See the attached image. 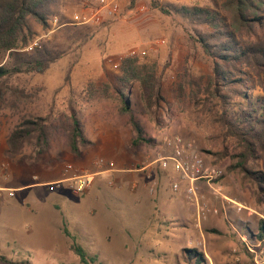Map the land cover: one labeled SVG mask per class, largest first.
I'll use <instances>...</instances> for the list:
<instances>
[{"label":"rangeland","instance_id":"374dc122","mask_svg":"<svg viewBox=\"0 0 264 264\" xmlns=\"http://www.w3.org/2000/svg\"><path fill=\"white\" fill-rule=\"evenodd\" d=\"M157 1L163 6L210 9L223 2ZM83 3L84 0L58 1L59 28L51 24L48 28L32 24L33 40L39 39L40 45L60 58L41 74L13 75L0 84L6 94L5 103L0 107V136L11 133L25 118L41 117L47 121L52 142L58 146L60 140H65L74 111L81 121L86 120L88 129L94 133V142L79 156L66 152L71 159L88 163L83 170L105 171L113 163L115 167L116 163H121L124 169L132 172L145 169L141 173L138 198V190L132 192L128 185L121 189L128 194L127 204L122 207H116L108 198V192L102 193L93 180L91 188L83 194H75L67 189L69 183H61L60 192L66 200L71 202L79 198L94 212L85 218V224L74 225L66 222L71 221L67 217L73 213L60 210L57 217L61 221L60 230L69 231L76 243L85 248L89 258L96 259L93 264H195L196 255L187 250L201 254L204 264H264V246L254 240L258 220L264 218V185L257 187L240 173L229 171L234 163L232 157L242 152V148L218 121L219 113L210 111L215 105L219 106V100L214 99L209 109L203 110L202 105L197 108L191 104L189 96L190 90L206 86L211 77L212 60L193 39L198 34L203 36L210 32L209 29L194 27L174 12L165 15L153 8L150 0H136L134 4L131 0H121L116 17L104 19L100 25H74L72 17L83 10ZM132 51L146 52L144 57H137L139 63L154 68L168 103L156 122L143 111L139 89L131 97L132 103H138L140 112L137 111L136 116L152 141L149 145H132L135 134L127 117L121 115L120 101L114 93V88L119 86L116 77L120 74V62L131 58ZM6 60L7 57L0 56V65ZM182 84L187 91L179 98L178 89ZM201 90L199 103L207 98L203 87ZM223 92L230 98L225 108L229 115L240 107L242 98L237 91ZM243 92L248 100L264 96V75L260 79L250 78ZM18 97L21 98L19 110L13 104V99ZM84 98L92 99L93 105L88 106L87 100L82 102ZM96 121L103 126L102 134H99V126H92ZM117 129L122 131L121 135L112 133ZM171 135L191 142L208 162L225 169L221 180L223 197L215 195L206 185L200 188L208 209L200 222L194 207L187 204L183 188L172 190L174 175L159 169L156 163L158 154H168L163 139ZM49 150L50 147L44 154L37 155L32 148H26L21 157L11 159L6 155L5 161L14 163L20 158L38 163L46 154L51 162L63 159L64 154L52 157ZM63 160L64 174L65 166L71 162ZM248 168L264 178V152L259 148ZM111 174L109 178L106 174L96 177L102 178L106 191L115 189ZM30 182L39 183L40 180L22 183ZM33 187L36 188L18 192L14 198L4 193L0 197V264H82L70 250L71 241L62 231L58 237V233L48 232L42 225L36 229L33 215L27 213L30 202L25 205L22 201L30 197L29 200L49 203L54 199L56 186ZM172 202L184 203L185 208H174ZM15 206L25 213L4 217V213Z\"/></svg>","mask_w":264,"mask_h":264},{"label":"trees","instance_id":"16d2710c","mask_svg":"<svg viewBox=\"0 0 264 264\" xmlns=\"http://www.w3.org/2000/svg\"><path fill=\"white\" fill-rule=\"evenodd\" d=\"M58 1L60 0H0V56L7 57L6 62L0 65V84L13 75L41 74L60 58V55L42 45L32 52L23 51L33 41L32 24L50 27L51 19L57 16ZM135 2L136 0H131L132 4ZM150 2L153 8L165 15L174 12L194 27L209 29L210 32L203 36L198 34L195 38L192 37L212 60V68L207 85L190 90L191 104H195L197 108L202 105L200 108L207 110L210 102L219 100V106L215 105L210 111L219 113L218 121L229 135L238 140V147L242 148V152L232 157L234 163L229 167V171L238 172L246 181L261 187L264 185V178L250 170L248 163L255 160L256 148L264 152V96L248 100L243 89L250 78L255 76L260 79L264 75V0H223L220 5L215 4L213 9L163 6L157 0ZM119 72L116 77L119 86L114 88V93L120 101L121 115L127 117V122L135 134L132 145H149L152 141L147 138L136 116L139 111L138 103H132L131 97L139 89L143 111L158 122L168 106L162 86L154 68L140 64L137 57L121 60ZM202 87L207 98L199 103ZM1 88L0 107L5 103L6 95ZM186 91V87L180 85L179 98L183 97ZM223 91H237L242 98L240 107L232 110L229 115L225 108L230 98ZM46 124L47 121L41 117L25 118L11 131L7 140L6 155L14 159L23 155L26 148H32L34 154H44L49 149L51 140ZM66 137L69 151L75 156H79L92 145L85 136L82 121L74 111ZM257 230L254 240L264 246V218L258 220ZM64 234L70 239V250L79 258L80 263L96 262V259L89 258L85 248L76 243L67 230ZM186 252L196 255L195 264H204L201 254L195 250Z\"/></svg>","mask_w":264,"mask_h":264},{"label":"crops","instance_id":"0c3cea01","mask_svg":"<svg viewBox=\"0 0 264 264\" xmlns=\"http://www.w3.org/2000/svg\"><path fill=\"white\" fill-rule=\"evenodd\" d=\"M81 92H77V93L80 94ZM18 94L21 95V92L19 91ZM81 95L84 96V94H81ZM85 100H87L88 106L93 105L92 99L84 98L82 102H84ZM20 101H21V98L19 97L16 100L15 98L13 99L14 108L16 107L17 110H19L18 106L21 105ZM90 116H92V119H94V114L92 112L90 113ZM82 123L84 125V132H85L86 138L90 142L93 143L94 142L92 140V138L94 137L93 131L92 130L90 131L88 129L89 124L86 122L85 119L82 120ZM100 124H101L100 121H96L92 123V126H95L96 128H98L97 126L100 127L101 126ZM102 127H100L101 130L99 134H102L103 132ZM112 133L115 135H121L122 131L120 129H117L113 131ZM9 136H10V133H6L5 135L0 136V189L1 190H12L13 195H14L12 198H14L18 192H22V191L26 192L31 188H36L33 186H38V185L54 186L55 185L56 190L54 194V199H52V201H49V203L43 202L39 199H36V201L29 200L30 197L29 199L24 198L22 201V204H25V205L28 204V201L30 202V206L27 210V213L33 215V222H35L36 229L38 228L39 225H42V227H44L46 231L56 232L58 233V237H60L59 235L61 234L60 231H62L63 233L65 231V229L60 230L59 227H60L61 221L57 220V217L60 214V213L58 214V212L60 210L61 211L64 210L66 213L68 212L69 214L73 213V215H69L67 217V219H71V221L66 220V222L72 223L74 225L85 224L86 223L85 218L90 216L92 212H94V210L90 208V205L88 203L80 200L79 198H75L71 202L66 200L62 196V193L60 192L61 191V188L59 187L60 184L61 183L68 184V182H66L64 179L63 168L61 166L62 163L64 162L63 159L70 161L71 163L69 164L79 169H83L86 167V165H88L87 162H83L82 160L71 159L66 154V152L69 151V148L67 145V137L66 136L64 137L65 140H60V143L58 146L57 144L52 142V139L50 140V150L48 153H50L52 157H60L61 156L60 154H64V157L62 156L63 158L62 160L57 159L55 162L54 161L51 162L50 159L47 158L48 154H46V158H44V160H41L38 163L23 161L20 158L16 159L14 163H8L5 161V159H8L6 157V154L8 150L7 140ZM144 169L145 168H140L132 172L131 170L124 169L121 163H116V167H115V163H113L111 164V168L106 169L105 171H98V172L95 171V172H92L91 174L93 175L92 180L95 186L100 187V189L103 190L102 193L104 192V194H107L108 192L107 194L108 198L113 201V204L116 205V207H122L124 204H127L128 194L126 190H124L123 192L121 189H123V187H126L128 185V189H130L132 192H134L135 190H138L137 191V194H138V192L141 189L140 185L142 183L141 173L144 171ZM164 171H170V173L174 175L172 179V183L177 179V176L171 167H169L167 170H164ZM106 172H108L109 174L112 173L111 176L114 178L113 181L115 182L114 191H106L103 188L102 178H96L99 176L101 177L103 174L108 175V178H109L110 175ZM124 173H130V174H124ZM28 180H34V181L40 180V182L39 183H34V182L22 183ZM182 188H183V193H184V197L186 200L185 183H182L180 185L179 191ZM67 189L70 190L69 184L67 186ZM3 193L7 195L6 192H3ZM139 194L136 196V198L139 197ZM171 204L173 205L174 208L179 207L181 208V210L185 208L184 203L174 204V202H172ZM187 204L189 203L187 202ZM236 205L240 206V204L238 203H236ZM96 206H98V204ZM22 213H25L23 209L17 208L15 206V207H11L9 211L5 212L4 217L5 216L6 217L7 216L16 217V216H20Z\"/></svg>","mask_w":264,"mask_h":264},{"label":"built area","instance_id":"2783aa9c","mask_svg":"<svg viewBox=\"0 0 264 264\" xmlns=\"http://www.w3.org/2000/svg\"><path fill=\"white\" fill-rule=\"evenodd\" d=\"M121 0H84L83 10L76 12L73 17L74 25H100L104 19H112L120 12ZM59 19L54 16L50 24L53 27L59 28ZM41 48L40 40H33L24 48L25 52H32ZM146 55L145 51L130 52L131 57L142 58ZM115 67H118L115 65ZM163 146L168 151V154H158L156 163L162 170L172 168L177 176V179L172 183L173 191H178L180 185L185 183V195L187 202L194 207L198 220L205 219L208 212L207 206L204 203V196L200 188L202 185L209 187L217 196H221L223 185L221 180L225 175V169L208 162L204 154L191 142L184 141L178 135L166 136L163 139ZM65 181L69 183L70 189L75 194H83L91 188L93 175L83 169H79L71 164H67L64 168ZM151 187V192L154 191V184ZM7 193L8 197H13L12 190H1ZM238 210H241L239 208ZM217 214V210L213 211Z\"/></svg>","mask_w":264,"mask_h":264}]
</instances>
